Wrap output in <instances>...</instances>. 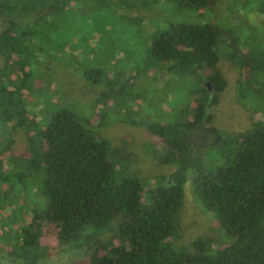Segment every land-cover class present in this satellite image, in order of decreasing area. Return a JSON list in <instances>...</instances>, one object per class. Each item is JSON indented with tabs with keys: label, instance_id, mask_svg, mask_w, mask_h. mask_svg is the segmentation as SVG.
<instances>
[{
	"label": "trees",
	"instance_id": "1",
	"mask_svg": "<svg viewBox=\"0 0 264 264\" xmlns=\"http://www.w3.org/2000/svg\"><path fill=\"white\" fill-rule=\"evenodd\" d=\"M78 1L0 0V129L8 123L20 126L17 113L27 110L18 99L32 92L28 60L36 52H58L57 40L72 29V14L81 8L74 5ZM169 1L204 10L212 20L170 24L150 43L151 56L166 63L167 71L200 78L191 114L134 122L158 137L159 163L169 166L166 173L146 172L140 177L143 184L134 175L115 178L108 136L96 133L67 106L47 113L45 123L27 138L31 147L36 140L38 156L20 157L30 173L0 170V264H48L49 253L40 245L46 230L61 244L83 247L88 264H264V92L253 78H264V0H224L223 8L221 0ZM251 11L259 14V23L245 22ZM33 13L35 18L15 20ZM59 14L62 24L56 20ZM244 31L240 49L236 33ZM237 59L247 72L233 79L235 101L253 113L258 110V116L254 113L242 131L223 132L212 112L228 86L220 62ZM100 74L83 72L88 85ZM250 96H256L254 104ZM8 143L0 147V155L9 153L0 161L15 150L25 152L14 148L11 138ZM125 146L140 149L129 138ZM27 174L36 182L32 186ZM185 182L192 212L200 218L202 209L213 213L229 243L212 247L209 238L198 236L176 248L178 242L170 240L191 224L179 223ZM115 218L113 230L109 224ZM82 234L93 237L85 247L77 242Z\"/></svg>",
	"mask_w": 264,
	"mask_h": 264
},
{
	"label": "rangeland",
	"instance_id": "2",
	"mask_svg": "<svg viewBox=\"0 0 264 264\" xmlns=\"http://www.w3.org/2000/svg\"><path fill=\"white\" fill-rule=\"evenodd\" d=\"M223 4L224 0H221V8ZM74 5L76 8L81 5V8L72 14V29L57 40L58 52L53 49L46 51L47 53L36 52L34 58L28 60L27 65H33L30 82L32 92L28 97L23 92V97L18 99L27 111L22 109L17 113L20 126L8 123L0 129V147L4 143L10 145L8 140L11 138L13 147L19 145L22 150L25 148V152L21 151L22 154H19L15 150L8 156L10 164L6 158L1 160L0 170L14 175H22L23 171L30 173L27 161L20 157H37L38 152L34 151L36 140L32 150V141L27 138L45 123L47 113L67 106L96 133L108 136V155L114 162L115 178L124 175L140 178L146 172L165 174L169 166L159 163L162 150L159 151L156 147L158 137L134 122L140 119L165 122L191 114L195 104V88L200 78L189 72L167 71L166 63L158 62L151 56L150 43L170 24L201 23L210 15L204 10L179 8L169 0H80ZM32 18H35V13L15 20ZM209 19L212 20L210 17ZM260 19L259 14L251 11L245 22L257 24ZM56 20L61 24L65 21L60 14ZM225 25L228 26V22ZM246 34L245 31L236 33V44L240 49ZM49 42L52 43V39ZM220 69L228 79V86L212 109L213 123L220 130L222 128L223 132L242 131L254 118V113L258 116V110L253 113L234 98L233 79L239 75V71L247 72L246 65L241 64L238 59L233 63L222 60ZM85 70H97L101 73L96 76L93 85L86 83L83 76ZM253 78L257 80L258 89L263 93L264 78L262 75ZM1 98L2 95L0 100ZM249 98L250 103L257 100L256 96ZM16 102L13 98L14 106H17ZM257 105L260 104L257 102ZM34 106L38 110L35 111ZM33 119L34 123L29 124ZM127 138L135 148L140 149L125 146ZM30 150L34 151V155L32 152L30 156ZM8 154L6 151L0 157H7ZM190 174L192 175L191 172L187 175L188 182ZM27 176L31 186L36 183L32 182V175ZM140 179L143 184L144 179ZM185 183L179 223L183 226L191 224L182 229L180 238L175 235L170 240L178 242L179 245L174 244L176 248L187 245L198 236L209 238L212 247H222L229 243L231 239L225 235L213 213L200 209L205 212L204 218H200L195 211L192 212L191 190ZM153 186L154 184L149 187ZM113 220L115 221L109 226L114 230L118 219ZM84 234L77 241L78 246L85 247L91 243L93 237H85ZM111 235V232H107V239H111ZM40 245L49 253L48 264H88V253L84 252L83 247L76 250L73 244H61L48 230L43 232Z\"/></svg>",
	"mask_w": 264,
	"mask_h": 264
},
{
	"label": "water",
	"instance_id": "3",
	"mask_svg": "<svg viewBox=\"0 0 264 264\" xmlns=\"http://www.w3.org/2000/svg\"><path fill=\"white\" fill-rule=\"evenodd\" d=\"M212 22V21H211ZM247 68V67H246ZM243 72H245V70H243Z\"/></svg>",
	"mask_w": 264,
	"mask_h": 264
}]
</instances>
